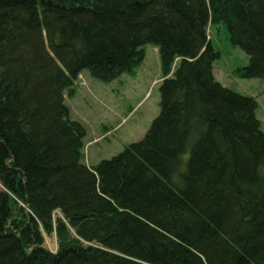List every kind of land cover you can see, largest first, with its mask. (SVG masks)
<instances>
[{
	"label": "trees",
	"instance_id": "1",
	"mask_svg": "<svg viewBox=\"0 0 264 264\" xmlns=\"http://www.w3.org/2000/svg\"><path fill=\"white\" fill-rule=\"evenodd\" d=\"M210 24L264 79V0H0V264H264V129L216 80ZM149 43L160 113L90 167L66 94L85 70L133 72Z\"/></svg>",
	"mask_w": 264,
	"mask_h": 264
},
{
	"label": "rangeland",
	"instance_id": "2",
	"mask_svg": "<svg viewBox=\"0 0 264 264\" xmlns=\"http://www.w3.org/2000/svg\"><path fill=\"white\" fill-rule=\"evenodd\" d=\"M209 27L214 48L221 54L214 62L216 80L256 99L255 113L264 129V79L247 78L239 72L249 63V56L231 42L225 24ZM145 49V59L133 72L105 82L85 70L74 84V96L66 94L70 118L81 122L87 130L83 160L90 167L140 141L160 113L163 80L160 52L152 43L145 45ZM43 236L46 247L55 253L56 232H43Z\"/></svg>",
	"mask_w": 264,
	"mask_h": 264
}]
</instances>
